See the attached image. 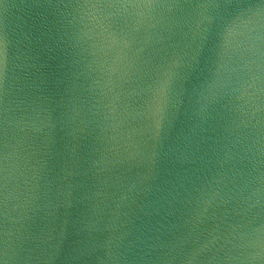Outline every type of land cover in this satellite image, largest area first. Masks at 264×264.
<instances>
[{
  "label": "water",
  "instance_id": "water-1",
  "mask_svg": "<svg viewBox=\"0 0 264 264\" xmlns=\"http://www.w3.org/2000/svg\"><path fill=\"white\" fill-rule=\"evenodd\" d=\"M0 264H264V0H0Z\"/></svg>",
  "mask_w": 264,
  "mask_h": 264
}]
</instances>
